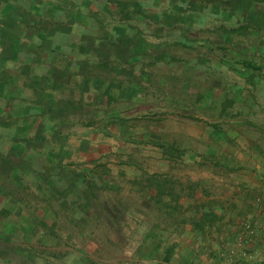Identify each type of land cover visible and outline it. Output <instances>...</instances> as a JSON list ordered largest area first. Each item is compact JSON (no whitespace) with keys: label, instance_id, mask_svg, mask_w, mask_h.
<instances>
[{"label":"crops","instance_id":"obj_1","mask_svg":"<svg viewBox=\"0 0 264 264\" xmlns=\"http://www.w3.org/2000/svg\"><path fill=\"white\" fill-rule=\"evenodd\" d=\"M4 1L8 9H0V23L9 25L0 30V182L4 176L5 182L15 180L14 151L38 149L37 140L56 154L39 161L45 170L51 167L38 173L44 182L45 176L61 182L63 169L77 165L92 175L99 158L121 156L122 168L133 173L127 179L139 183L143 157L155 168L150 172L166 182L158 193L136 188L132 193L137 209L163 217L144 224L145 231L155 232L146 264H264L259 13L247 16L245 25H217L218 32H232L224 43L230 47L203 39L192 67L179 62L173 71L159 73L167 56L159 59L158 47L135 48L139 75L117 83L114 91L104 61H95L94 50L82 44L93 39L87 9L96 0ZM95 92L100 95L94 98ZM114 96L122 109L112 110ZM69 181V189H76L71 184L76 175ZM243 223L254 229L251 240Z\"/></svg>","mask_w":264,"mask_h":264},{"label":"rangeland","instance_id":"obj_2","mask_svg":"<svg viewBox=\"0 0 264 264\" xmlns=\"http://www.w3.org/2000/svg\"><path fill=\"white\" fill-rule=\"evenodd\" d=\"M4 3L0 2V9H8ZM16 6L23 10L22 4ZM262 6L264 0H96L87 9L92 13L87 31L93 39L82 44L94 50L95 61H104L111 90L116 91L117 83L139 75V68L134 65L135 48L154 46L159 48V59L167 56L168 62L158 61L159 73L173 71L179 62L192 67L193 59L200 57L203 39L230 47L224 43L232 32H218L217 25H245L247 16L262 12ZM7 25L1 22L0 30ZM256 33L250 31L253 37ZM244 45L247 46L245 42ZM144 67L149 72L150 67ZM173 90L178 93L182 89ZM98 95L95 92L93 97ZM114 98L109 103L112 110L122 109L123 105L119 106ZM36 144L38 149L31 146L22 153L14 151L13 160L18 166L15 180L5 182L4 176L0 182V264H146L148 240L155 232L145 231L144 224L163 217L137 209L138 196L132 193L135 188L158 193L166 186L164 176L151 173L155 168L150 169L148 161L139 157L138 166L143 173L137 183L127 179L133 173L122 168L118 162L121 156H105L94 164L92 175L91 170L86 172L87 167L77 165L61 171V182L45 175L48 182H44L38 173L51 167L45 170L47 167L39 161L56 154L47 152L43 141L37 140ZM66 153L61 156L64 158ZM26 165L29 172L33 171L30 175H25ZM73 172L76 183L71 184L76 189H69V180H75ZM172 186L177 188L178 184L172 182ZM86 189L95 194L89 203L83 198Z\"/></svg>","mask_w":264,"mask_h":264},{"label":"trees","instance_id":"obj_3","mask_svg":"<svg viewBox=\"0 0 264 264\" xmlns=\"http://www.w3.org/2000/svg\"><path fill=\"white\" fill-rule=\"evenodd\" d=\"M258 15H259L258 18H261V21L264 22V11L260 12ZM259 25H260V24H259ZM151 181H152V180H151ZM148 183L151 184L150 181H149ZM89 186H90V185H89ZM92 187L94 188V185H93ZM85 193H86V194H84V198L86 199L85 201H86V203H89V201H90V197L94 196L95 194H94L93 190H92V192H91L90 189H86V190H85Z\"/></svg>","mask_w":264,"mask_h":264},{"label":"built area","instance_id":"obj_4","mask_svg":"<svg viewBox=\"0 0 264 264\" xmlns=\"http://www.w3.org/2000/svg\"><path fill=\"white\" fill-rule=\"evenodd\" d=\"M243 228L248 233L249 240H251L252 237L254 236V229L251 227L249 223H243Z\"/></svg>","mask_w":264,"mask_h":264}]
</instances>
